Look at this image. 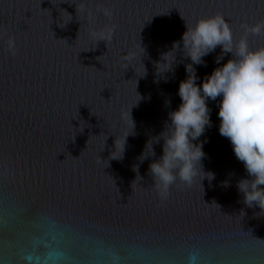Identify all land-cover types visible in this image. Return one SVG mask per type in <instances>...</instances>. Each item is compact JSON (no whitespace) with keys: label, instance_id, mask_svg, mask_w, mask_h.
Instances as JSON below:
<instances>
[{"label":"water","instance_id":"95a60500","mask_svg":"<svg viewBox=\"0 0 264 264\" xmlns=\"http://www.w3.org/2000/svg\"><path fill=\"white\" fill-rule=\"evenodd\" d=\"M216 13L238 41L264 0H0V264H264V211L237 192L247 174L219 134L220 97L199 138L215 179L177 181L162 201L146 174L160 145L137 159L180 104L189 63L177 50L174 71L157 75L155 62L185 23ZM247 39L264 47V34ZM220 52L194 66L198 84ZM130 109L136 134L110 159Z\"/></svg>","mask_w":264,"mask_h":264},{"label":"clouds","instance_id":"9594fccd","mask_svg":"<svg viewBox=\"0 0 264 264\" xmlns=\"http://www.w3.org/2000/svg\"><path fill=\"white\" fill-rule=\"evenodd\" d=\"M185 28L180 41L173 42L171 50L155 62L156 74L163 75L174 71L177 50L182 52V59L189 61L184 65L186 78L180 81L177 90L180 104L168 112L162 130L145 141L144 149L137 157L139 164L155 157L154 145H160L161 155L158 159H151L146 174L151 177V184L162 201L167 199L171 186L177 181L191 186L198 176L201 184L204 179H215L214 173L204 170L202 161L206 154L203 144L207 140L200 141L199 138L212 124L207 102L220 97L217 113L219 134L230 141L236 159L242 162L247 174L246 178L237 181V192L242 194V202L248 208L264 211V47L251 49L247 39L248 35L264 34V20L242 25L245 35L238 41H234L231 26L220 13L201 17L193 25L185 23ZM6 44L9 53L15 55L14 37L9 36ZM140 47L143 49L141 62L144 48ZM217 47L221 49L214 60L218 67L198 84L200 78L194 66H206L203 58ZM227 54L231 57L221 63ZM146 74L143 65V74L139 77ZM137 94L138 99L133 106L144 99ZM166 104L170 105V101ZM135 128L130 109L119 146L115 143L117 137L113 135L111 153L117 154L110 159H123L127 137L135 136ZM139 164L132 167L136 173L133 181L137 178L143 180L139 175ZM221 183L223 187L230 186L228 181Z\"/></svg>","mask_w":264,"mask_h":264},{"label":"snow or ice","instance_id":"6c2138e0","mask_svg":"<svg viewBox=\"0 0 264 264\" xmlns=\"http://www.w3.org/2000/svg\"><path fill=\"white\" fill-rule=\"evenodd\" d=\"M237 6H239V5H237Z\"/></svg>","mask_w":264,"mask_h":264}]
</instances>
